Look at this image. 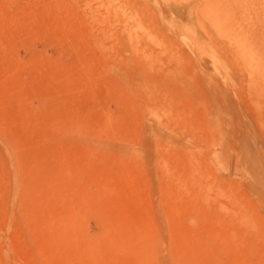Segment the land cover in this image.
I'll list each match as a JSON object with an SVG mask.
<instances>
[{
  "label": "rangeland",
  "instance_id": "obj_1",
  "mask_svg": "<svg viewBox=\"0 0 264 264\" xmlns=\"http://www.w3.org/2000/svg\"><path fill=\"white\" fill-rule=\"evenodd\" d=\"M229 262L264 264V0H0V264Z\"/></svg>",
  "mask_w": 264,
  "mask_h": 264
},
{
  "label": "bare ground",
  "instance_id": "obj_2",
  "mask_svg": "<svg viewBox=\"0 0 264 264\" xmlns=\"http://www.w3.org/2000/svg\"><path fill=\"white\" fill-rule=\"evenodd\" d=\"M3 1H4V0H3ZM40 1H41V0H40ZM24 2H25V1H24ZM5 3H6V2H5ZM32 3H35V2H32ZM7 4H8V2H7ZM47 4H48V3H47ZM1 5H2V4H1ZM29 5H30V4H29ZM26 6L28 7L27 4H26ZM3 7H4V6H3ZM27 7H26V8H27ZM39 7H40V6H39ZM23 8H24V7H23ZM38 9H39V8H38ZM20 10H21V12H22L24 9H23V10L20 9ZM20 10H19V11H20ZM40 10H41V9H40ZM23 13H24V12H23ZM140 14H141V13H140ZM9 18H11V16H10ZM10 20H11V19H10ZM57 20H58V19H57ZM5 21H6V20H5ZM8 21H9V19H8ZM12 21H13V19H12ZM53 21H54V20H53ZM14 26H15V25H14ZM17 26H18V24H17ZM23 26H24V25H23ZM18 28H19V27H18ZM37 28H38V26H37ZM40 28H41V27H40ZM22 29H23V28H22ZM13 30H14V29H13ZM19 31H20V30H19ZM20 32H21V31H20ZM39 32H40V31H39ZM42 32H43V31H41V33H42ZM17 33H18V32L16 31V34H17ZM36 33H37V32H36ZM20 35H21V34H20ZM236 192H237V191H236ZM235 194H236V193H235ZM230 196H231V195H230ZM232 199H233V198H232ZM230 200H231V199H230ZM239 201H240V199H239ZM236 202H237V201H236ZM233 204H234V203H233ZM230 205H231V204H230ZM236 205H238V204H236ZM220 208H222V207H220ZM241 208H242V207H241ZM245 208H246V207H245ZM236 209H237V208H236ZM238 209H239V207H238ZM219 210H220V209H219ZM230 210H231V209H230ZM240 210H241V209H240ZM240 210H239V211H240ZM245 210H246V209H245ZM217 211H218V210H217ZM237 211H238V210H237ZM232 212H234V211H232ZM241 212L243 213V211H241ZM224 213H225V212H224ZM244 213H245V212H244ZM227 214H228V213H227ZM234 214H235V213H234ZM234 214H233V215H234ZM238 214H239V213H238ZM225 215H226V214H225ZM230 215H231V214H230ZM230 215H229V216H230ZM233 215H232V216H233ZM242 215L244 216V214H242ZM249 215H250V214H249ZM238 216H239V215H238ZM217 217H218V216H217ZM226 218H227V217H226ZM230 218H231V217H230ZM240 218H241V217H240ZM240 218H239V219H240ZM227 219H228V218H227ZM232 219H233V218H232ZM232 219H231V220H232ZM241 219H242V218H241ZM244 219H245V218H244ZM250 219H251V218H250ZM235 220H236V219H235ZM220 221H221V219H220ZM239 221H240V220H239ZM242 221H243V220H242ZM248 221H249V220H248ZM225 222H226V221H225ZM220 223H221V222H220ZM232 223H233V222H232ZM256 223H257V222H256ZM213 224H214V222H213ZM215 224H216V223H215ZM215 224H214V225H215ZM251 224H252V222H251ZM218 225H219V224H218ZM221 225H222V224H221ZM233 225H234V224H233ZM236 225H237V224H236ZM253 225H255V224H253ZM224 226H225V225H224ZM231 226H232V225H231ZM249 226H250V225H249ZM251 226H252V225H251ZM238 227H239V226H238ZM245 227H246V226H245ZM226 228H228V227H226ZM248 228H249V227H248ZM252 228H253V227H252ZM255 228H256V226H255ZM224 229H225V227H224ZM238 229H239V228H238ZM240 229H241V227H240ZM240 229H239V231H240ZM230 230H231V229H230ZM241 230H242V229H241ZM246 230H247V229H246ZM231 231H233V230H231ZM236 231H238V230H236ZM236 231H235V232H236ZM244 231H245V230H244ZM220 233H221V232H220ZM228 233H229V232H228ZM232 233H233V232H232ZM241 233H242V232H241ZM243 233H244V232H243ZM246 233H247V232H246ZM215 234H216V233H215ZM236 234H237V233H236ZM249 234H250V233H249ZM226 235H228V234H226ZM239 235H240V234H239ZM246 235H247V234H246ZM219 236H220V235H219ZM240 236H241V235H240ZM240 236H239V237H240ZM250 236H251V235H250ZM258 236H259V235H258ZM221 237H222V236H221ZM228 237H231V235L228 236ZM248 237H249V235L247 236V238H248ZM251 237H252V236H251ZM259 237H260V236H259ZM213 238H214V237H213ZM226 238H227V237H226ZM231 238H232V237H231ZM231 238H230V239H231ZM243 238H244V236H243ZM252 238H253V237H252ZM260 238H261V237H260ZM211 239H212V238H211ZM232 239H233V238H232ZM232 239H231V240H232ZM237 239L239 240V238H237ZM257 239H258V238H257ZM226 240H227V239H226ZM231 240H230V241H231ZM235 240H236V239H235ZM238 240H236V241H238ZM246 240H247V239H246ZM246 240H245V241H246ZM252 240H253V239H252ZM259 240H260V239H259ZM240 241H241V240H240ZM226 242H227V241H226ZM253 242H254V240H253ZM216 243H217V242H216ZM240 243H241V242H240ZM245 243H247V242H245ZM232 244H233V243H232ZM232 244H231V245H232ZM234 244H235V242H234ZM243 245H244V244H243ZM220 246H221V244H220ZM245 246H246V245H245ZM217 247H218V245H217ZM225 247H226V246H225ZM232 247H233V246H232ZM232 247H231V249H232ZM240 247H241V244H240ZM248 247H249V246H248ZM255 247H256V246H255ZM242 248H243V247H242ZM258 248H259V247H258ZM237 249H238V248H237ZM247 249H248V248H247ZM239 250H240V249H239ZM225 251H226V250H225ZM244 251H246V250H244ZM253 251H254V250H253ZM241 252H242V251H241ZM262 252H263V251H262ZM238 253H239V252H238ZM211 254H212V253H211ZM229 254H230V253H229ZM240 254H241V253H240ZM249 254H250V252H249ZM253 254H254V252H253ZM233 255H234V253H233ZM226 258H227V257H226ZM241 258H242V257H241ZM217 259H218V258H217ZM231 259H232V258H231ZM237 259H238V258H237ZM243 259H245V258H243ZM226 260H229V258H227ZM226 260H225L224 262H227ZM232 260H233V259H232ZM222 261H223V260H222ZM222 261H221V262H222ZM244 261H245V260H244ZM213 262H214V261H213ZM231 262H232V261H231ZM231 262H229V263L231 264ZM238 262H239V261H238ZM240 262H241V260H240ZM250 262H252V261H250ZM227 263H228V262H227ZM242 263H244V262H242ZM255 263H257V262H255ZM217 264H218V263H217ZM220 264H221V263H220ZM223 264H224V263H223ZM245 264H248V263H245ZM253 264H254V263H253ZM258 264H259V263H258Z\"/></svg>",
  "mask_w": 264,
  "mask_h": 264
}]
</instances>
